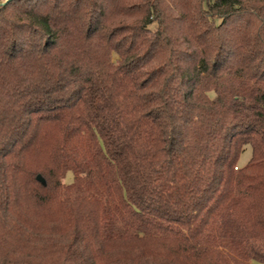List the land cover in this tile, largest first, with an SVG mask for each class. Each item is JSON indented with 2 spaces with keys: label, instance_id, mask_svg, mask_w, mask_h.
Returning a JSON list of instances; mask_svg holds the SVG:
<instances>
[{
  "label": "trees",
  "instance_id": "16d2710c",
  "mask_svg": "<svg viewBox=\"0 0 264 264\" xmlns=\"http://www.w3.org/2000/svg\"><path fill=\"white\" fill-rule=\"evenodd\" d=\"M0 264H264V0L0 3Z\"/></svg>",
  "mask_w": 264,
  "mask_h": 264
},
{
  "label": "rangeland",
  "instance_id": "374dc122",
  "mask_svg": "<svg viewBox=\"0 0 264 264\" xmlns=\"http://www.w3.org/2000/svg\"><path fill=\"white\" fill-rule=\"evenodd\" d=\"M4 1L5 0H0V3L1 2H4ZM112 57H113V60L116 59V55L115 54H113ZM245 147H246L245 151H243L240 154L239 159H238V164L237 165L239 167L245 165L246 162L248 161V159L250 158V153H251L250 146L247 145ZM72 180H73V175H72V172L69 171V172L66 173L65 177L62 179V182L65 183V184H67V183H71Z\"/></svg>",
  "mask_w": 264,
  "mask_h": 264
},
{
  "label": "water",
  "instance_id": "95a60500",
  "mask_svg": "<svg viewBox=\"0 0 264 264\" xmlns=\"http://www.w3.org/2000/svg\"><path fill=\"white\" fill-rule=\"evenodd\" d=\"M7 0H5L4 2H6ZM4 2H1V3H4ZM37 178H39V176H37Z\"/></svg>",
  "mask_w": 264,
  "mask_h": 264
}]
</instances>
